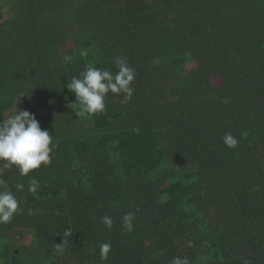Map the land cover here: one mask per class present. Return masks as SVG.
<instances>
[{"label": "trees", "instance_id": "1", "mask_svg": "<svg viewBox=\"0 0 264 264\" xmlns=\"http://www.w3.org/2000/svg\"><path fill=\"white\" fill-rule=\"evenodd\" d=\"M118 56L131 99L76 116L69 79ZM17 109L55 147L27 177L0 162L25 183L0 264H264V0H0V121Z\"/></svg>", "mask_w": 264, "mask_h": 264}, {"label": "clouds", "instance_id": "2", "mask_svg": "<svg viewBox=\"0 0 264 264\" xmlns=\"http://www.w3.org/2000/svg\"><path fill=\"white\" fill-rule=\"evenodd\" d=\"M83 54L86 55V52ZM112 63L117 69L116 72L106 68L86 66L78 75L69 79L65 87L75 95L76 102L70 103L68 107L75 111L76 116L103 113L106 110L105 98L109 93L123 94L125 101L131 99L134 70L123 57H114ZM222 142L230 149L236 148L239 143L231 132L224 134ZM54 147L52 135L49 131L42 130L35 114L27 110L17 109L12 115L0 121V162H4L3 169L14 166L19 176L27 177L42 165L47 166L51 163L50 153ZM3 169H0V224H8L16 214L23 211L20 205L24 201L18 199L16 193L25 190V183L17 182L10 186L3 178ZM39 188V181L32 177L27 183L28 193L35 194ZM28 214H33L31 208L28 209ZM121 219L122 228L132 232L135 213L128 212ZM100 220L108 229L112 228L113 220L110 216L105 215ZM64 245V240L62 244H55V253L62 254ZM111 247L110 242L100 244L101 260L108 259ZM170 264H189V260L187 257L177 256Z\"/></svg>", "mask_w": 264, "mask_h": 264}, {"label": "rangeland", "instance_id": "3", "mask_svg": "<svg viewBox=\"0 0 264 264\" xmlns=\"http://www.w3.org/2000/svg\"><path fill=\"white\" fill-rule=\"evenodd\" d=\"M219 80L218 79H214L213 81H212V84H213V86H217L218 84H219Z\"/></svg>", "mask_w": 264, "mask_h": 264}]
</instances>
